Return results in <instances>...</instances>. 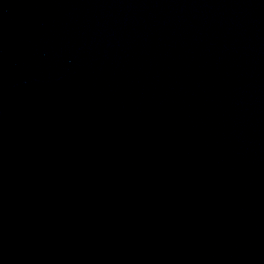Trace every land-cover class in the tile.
I'll use <instances>...</instances> for the list:
<instances>
[{
    "label": "water",
    "instance_id": "water-1",
    "mask_svg": "<svg viewBox=\"0 0 264 264\" xmlns=\"http://www.w3.org/2000/svg\"><path fill=\"white\" fill-rule=\"evenodd\" d=\"M0 264H264V0H0Z\"/></svg>",
    "mask_w": 264,
    "mask_h": 264
}]
</instances>
